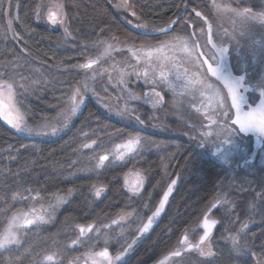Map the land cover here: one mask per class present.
Listing matches in <instances>:
<instances>
[{
	"label": "trees",
	"instance_id": "trees-1",
	"mask_svg": "<svg viewBox=\"0 0 264 264\" xmlns=\"http://www.w3.org/2000/svg\"><path fill=\"white\" fill-rule=\"evenodd\" d=\"M13 2L16 7L14 33L21 42L16 46L10 39L5 20L8 3L0 0V65L12 61L7 70H15L28 78L20 81L28 86L27 91L18 89L16 99L28 127L34 130L49 123L59 125L69 94L82 79L78 67L80 60L94 55L99 40L115 39L121 44L131 46L135 43L139 47L146 39L141 35L143 32L128 26L116 15L107 0H62L68 22L69 36L66 38L60 31L49 30L35 22L34 12L39 0ZM129 2L142 21L166 27L177 20L179 26L173 25L176 31L181 26L185 30V20L197 23L193 8L209 19L212 17L213 0ZM216 3L250 6L254 11L264 9V0H216ZM181 16L184 19L178 20ZM151 42L159 43L158 40ZM140 110L144 112V116L140 115L141 121L146 122L147 111ZM130 121L134 122L132 119L119 122L107 116L88 99L68 128L58 136H24L0 121V229L6 224L5 217L13 212L26 211L33 204L35 207H49L54 212V200L58 197L66 199V203L55 211L52 221L23 232L21 244L11 257L0 255V264H9L10 260L11 264H41L43 257L52 253H57L63 263L89 247L83 242L74 248L71 246L80 227L101 228L117 219L120 213L135 209L136 204L132 203L122 184L124 175L128 171L140 172L146 178L147 190L154 177L160 175L156 167L164 155L145 152L97 171L92 169L93 161L129 136L139 135L148 141L172 146L178 140L161 133L146 132L134 127ZM93 139L97 143L92 148L82 147L83 143H91ZM172 158L176 160L177 157ZM181 159L183 165L179 167L175 197L170 199L153 228L136 242L122 264H152L181 246L180 241L185 235L193 244L202 236L200 222L203 224L202 219L213 200L225 191V187L220 188V181L231 176L225 168L194 149L183 153ZM172 167L170 164L169 169ZM169 176L171 174H167ZM213 180L216 184L211 183ZM101 186L104 194L96 197L93 190ZM29 192L33 196L38 194L39 198L36 201L18 200L8 208L13 194L29 195ZM4 209L7 211H2ZM240 214V211L231 214L212 211L211 216L218 224L208 239V245L215 255L197 263L194 259L190 264H251L253 257L235 255L229 239L244 223ZM240 236L243 245L247 244L257 256L264 253V200L259 199L251 225ZM25 249L29 251L25 252ZM16 256L20 258L15 259Z\"/></svg>",
	"mask_w": 264,
	"mask_h": 264
},
{
	"label": "snow or ice",
	"instance_id": "snow-or-ice-1",
	"mask_svg": "<svg viewBox=\"0 0 264 264\" xmlns=\"http://www.w3.org/2000/svg\"><path fill=\"white\" fill-rule=\"evenodd\" d=\"M9 8L12 7V0H7ZM127 8V2L122 5ZM42 5H37L36 16L40 18V9ZM187 7V5H186ZM212 7L217 13L230 14L232 22V32L229 33L227 29L224 30V37L220 42H217L213 38V25L209 20L202 15L200 11L195 8L192 11L196 17L207 25V45L211 46L210 54L204 50H201V45L198 42L197 32L200 35L205 34L203 27L197 25V30L191 33L187 32V28L192 26L191 21H184L186 29L184 34H178L173 28V25H177V20H173L168 27L159 28L154 30V33H150L147 29V25H136L137 28L144 29L143 35L146 39L141 43L139 47L133 45L126 48V52L130 54L131 59L135 61V64H128L131 68L129 72L127 68L121 67L119 71V78L116 81L115 87H121L127 89V81L125 77L135 76L138 80L143 79L144 83L151 84L153 87L150 92H146L145 102L159 103L163 100L161 92L157 91L158 86H162L172 91L174 95H190L193 99L199 98V107H196L197 112H202L205 119L209 121L205 127L209 128V131L201 132V136L205 139L215 135L217 140L211 141L215 151L214 155H218L222 160L227 161L234 154H244L246 148L238 140L241 134L248 136L252 134L257 137V146H260V138H264V77H261L255 85L246 82V75H235L229 64V47L225 46V38L230 40L236 39V34L240 36H247L251 30L259 25L264 28V11L256 12L250 6L237 5L233 7L231 4H220L213 0ZM135 15L134 12L131 13ZM66 14L64 12V4L62 0H50L47 5V20L51 24H64ZM184 18L178 17V20ZM179 26V25H177ZM8 30L11 31V20L9 21ZM67 33V28H65ZM158 40V44H154L151 41ZM238 43V41H237ZM103 44L102 54L96 58H90L86 63L79 64L78 67L85 70L86 77H88V70L94 69V65L100 64L101 61L107 57H110L112 52H121L125 49L101 41ZM255 47L253 49V56L256 51L259 50L264 54V41H254ZM99 47V44L96 45ZM13 62L9 61L7 65H0L3 71H0V119H3L8 125L14 128L17 132H25L29 135H43L55 136L64 127H67L69 119L76 115L84 103V97L87 93L91 92L96 95L95 89L89 87L85 81L83 87L75 88L71 95L68 97V108L66 113L63 114V122L57 125L56 123H49L44 126L43 129L34 130L28 127V124L24 118V114L20 108L17 107V94L18 89L27 91V85L20 81H25L28 78L22 73L8 71L7 69L12 66ZM190 65V66H189ZM20 67V65H16ZM112 69L116 70V64H112ZM108 71V69H105ZM96 72L93 71L88 78L95 79ZM111 80V76H109ZM36 83V81H32ZM259 92V102L249 101L246 93L257 91ZM129 99H140L134 93L129 92ZM153 97L156 99L154 100ZM230 101V103H228ZM128 111L127 107L123 111H118V115H123ZM137 119H139L137 117ZM216 125L215 130L212 126ZM235 126V127H233ZM227 133V136H224ZM87 136V133L84 134ZM218 141V142H217ZM97 141L93 139L91 143H83V148H92ZM142 139L139 135L129 136V138L123 143L116 144L114 148L107 154L99 155L95 167L97 169L105 167V161L109 160V155L113 156L114 160H125L126 157L134 158L142 150ZM135 177L134 180L129 182L128 176L125 177V185L128 191L134 195H138L143 188L144 177L140 172L130 173ZM173 184L175 181L172 182ZM171 187L168 188V192H171ZM104 191V188H95V196L99 197ZM260 199L264 200V193H259ZM38 194L33 196L23 195L21 193H15L11 197L12 203L8 204V208L13 207L15 202L19 201H36ZM168 199V193L164 194L163 200H161L159 207L155 209L152 216L148 218V222L143 224L138 229L140 234L147 232L152 225L153 219L160 215V212L164 208V204ZM62 197L57 198V204L64 203ZM218 203L228 204V200H222ZM216 207V205H213ZM43 208V205H41ZM2 211H7L4 209ZM6 224L0 229V255L7 254L11 257L12 252L20 245V235L24 230L29 229L33 225H40L48 222V218L39 212L33 204L28 211L13 212L10 216H6ZM121 220L123 217L120 218ZM120 220H113L112 225H117ZM216 221H209L205 216L203 221L204 233L200 236L199 243L193 244L189 241L188 236L185 235L180 241L185 245L183 249H177L165 256L159 264H167L171 257H179L183 251L199 250L201 255L213 256L210 250L207 253L201 249V245L209 239L212 228L216 225ZM112 225L105 224V228H111ZM248 228V222L245 221L240 225L239 231L236 235L229 237L231 240L233 251L237 255L248 254L251 255L255 264H264V253L261 256L248 248L247 244L243 247L240 246L239 236L240 233H244ZM93 226L89 225L87 229L84 227L79 228L80 236L72 241V245H78L83 242L82 238L86 232H92ZM120 234H123V227L120 228ZM96 235L100 236L101 233L97 229ZM105 241L104 248L100 251H88L84 254L83 264H116L120 261L129 249L135 244V240L128 243L126 248L117 253L115 256L110 254L107 244L109 233H104ZM29 249H25L28 252ZM57 253L47 254L43 257L41 264H56ZM16 256L15 259H19ZM11 264V260L9 261ZM69 264H81L79 257L69 261Z\"/></svg>",
	"mask_w": 264,
	"mask_h": 264
},
{
	"label": "rangeland",
	"instance_id": "rangeland-1",
	"mask_svg": "<svg viewBox=\"0 0 264 264\" xmlns=\"http://www.w3.org/2000/svg\"><path fill=\"white\" fill-rule=\"evenodd\" d=\"M107 2L111 10L116 15L121 17L127 23L128 26L138 31L143 32L144 29L137 28L136 25H147V29L150 33H154V30H158L159 28H166L168 26L166 25V27H160L158 25H155V23L153 22L142 21L135 12V10L130 5L129 0H126L128 5L127 8L119 6L124 4L125 0H107ZM49 3L50 0H39L38 5H42V7L40 9L39 19L36 16L37 7L35 9L34 12L35 22L47 27L49 30H58L64 35L65 38L68 37L69 34H66L65 32V28H67V33H68L67 19H65L64 24H55V25L51 24L47 20V5ZM261 11H264V9ZM132 12H134L135 15H132L131 14ZM256 12H260V11H256ZM212 17L211 19L207 17L206 18L213 25L214 40L220 42L221 38L224 37L225 29H227L229 33L232 32V22L230 19V14L217 13L213 8ZM5 20L7 24V29H8L9 21L11 20V31L8 30V33L12 42L16 46H18L21 41L17 39L14 33V25L16 24V7L14 5V2L12 3L11 8H9L8 6L7 9L5 10ZM195 22L197 23L195 24L191 23L192 24V26L190 27L191 29H188L187 32L191 33L193 31H196L197 28L196 29L194 28L196 25L203 27L205 30V34L200 35L199 32H197L198 42L201 45V50L209 52L210 54L211 46L207 45V25H204V22L200 20L199 17H196ZM176 32L178 34H184L183 32H185V30L184 29L182 30V26H181L180 29H178ZM256 40L264 41V28H261L259 25L255 26L247 36H240L237 33L235 40H230L225 38V46L229 47L230 49L229 64L232 68L233 73L235 75H241V74H245L246 72L247 73L246 82L253 85H255L261 77H264V54H262L259 50H257L255 56H253V49L255 47L254 41ZM101 41L106 43H111L125 50L121 52H112L110 57L103 59L100 64L94 65V69L88 70V77L91 76L93 71L97 73L94 80L86 77L85 70L79 68L82 71L81 82L79 83L78 86L72 88L69 96L71 95L72 91L75 88L77 87L82 88L83 84L86 81L89 87L95 89L96 95H93L91 92L87 93L84 97V102L87 99L92 100L101 110V112H103L107 116L119 122H127L129 119H132L134 120V122L130 121V123L132 122L133 126L136 128L142 129L146 132L155 135L161 133L160 135L173 137L178 141L177 144H174V146L161 145L159 144L160 142L157 144L154 143V140L148 141L145 138L141 137L143 147L142 150L137 155H135V157L145 152L154 153L155 155H157L158 153L163 154L164 156L163 158H161L160 160L161 162L156 167L160 175L157 178L154 177L152 185H149L146 190L147 182L145 176L142 174L144 177V184L142 190L138 195H134L133 193L128 191V188L125 185L126 176H128L129 182L135 179L134 176L129 175L130 173H134V172L128 171L124 175L122 180L123 187L126 193L128 194L130 200L132 201V203L136 204V207L135 209L129 212L120 213L117 216V219H115V220H120L119 224L112 225L111 222L110 224H108V225H112L111 228H105L104 226L101 228L93 227L92 232H86L82 239H89L90 241L93 240L96 241V242H90L95 244V246H93V248H91L90 250L100 251L104 248L105 246L104 241L106 238L104 233L110 234L108 237L107 247L110 254H112L113 256H115L117 253H119L124 248H126L128 243H131L133 240H135V244H136V242L139 239L145 236L147 232L140 234L138 229L142 227L143 224H146L148 222V218L151 217L155 209L159 207V204L161 200H163L165 193H168V199L165 202V204L167 203V205L169 204L170 199L175 197V193H176L175 188L177 187L180 179V176L178 175L180 173L178 171H179V167L183 165V160L181 159V156L183 153H188L190 150L193 151V149L196 152L199 151L205 157L213 160L219 166L225 168L230 173L231 176L230 179L227 180L222 179L220 181L219 183L220 188L223 189L225 187V191L224 193H220L218 195L219 197L216 200H213V202L210 205L211 208L209 210H206L208 212L205 216L208 217L209 221H212L215 220V218L211 216V213L214 210H220L221 212H225L227 214H231L233 211H237V212L240 211L241 218L243 217L244 222L247 221L248 226H250L251 219L254 218L255 210L260 199L258 194L264 193V138H260V146L258 147L256 136L252 134H249L248 136H243V134H241L238 140L246 148V152L244 154H234L227 161L222 160L218 155L213 154L215 149L212 146L211 141L217 140V137L213 135L212 137L205 139L201 136V132L209 131V128L205 127L206 125H208L209 121L205 119L202 112L196 111V107L200 106L199 98L193 99L190 95H183V96L174 95L173 92L168 90L167 88L158 86L156 90L161 92V96L163 97V100L155 104L145 102L144 94L146 92H150L153 86L151 84L144 83L143 79L138 80L134 75L125 77L126 81L128 82L127 89L114 86L119 78L118 70L121 67H125L130 72L131 68L128 67V64L129 63L135 64V61L131 59L130 54L126 52V48L128 47V45L121 44L115 39L99 40L96 43V45L99 44V47L95 45L94 55L88 58L81 59L80 64L86 63L88 59L96 58L97 56L102 54L103 44H100ZM113 63L116 64V70H113L111 67ZM105 69H108V71H105ZM109 76H111V80L109 79ZM129 92L134 93L136 96L140 97V99H129V95H128ZM246 95H248L250 103L253 101H255L256 103L259 102L258 90L246 93ZM153 99L155 100L156 98L153 97ZM228 103H230V101H228ZM83 105L84 103L81 105L80 110L82 109ZM192 105H195L196 107H193ZM138 106H140L141 108ZM125 107H127L128 111L123 115H118L117 112L123 111ZM67 108H68V103L66 102L64 109L61 112L58 124L63 122V114L66 113ZM140 109L142 110L146 109L147 111L146 112L147 114L145 113L147 117L146 122L141 121L140 115L142 114L144 116L143 114L144 112L142 113ZM80 110L78 111V113L80 112ZM76 115L72 116L69 119L67 127H64L61 131H59L56 134L57 136L63 133L68 128V125L70 124L71 120ZM137 117L139 119H137ZM0 121L11 130L16 131L14 128L8 125L3 119H0ZM216 128H217L216 125L212 126L213 130H215ZM39 129L41 128H36V130ZM18 133L29 137L33 135L36 136V138L40 136L36 134L29 135L28 133L25 132H18ZM224 136H227V133H224ZM184 145L185 147L183 148ZM174 155H176L177 157L176 160H173L172 158ZM97 158L95 159V161H93L92 164V169L94 171L102 170L103 168H107L117 163H122L132 157H126L125 160L120 161V160H114L113 156L109 155V160L105 161V167L99 169L95 167L97 163ZM170 164H173L171 170L169 169ZM167 174H171V176L167 177ZM173 181H175L174 184L172 183ZM212 182L216 184L215 180L211 181V183ZM169 187H171L172 189L171 192H168ZM93 193H95V188L93 190ZM209 193L211 194V192ZM102 194H104V191L101 193V195ZM202 196L203 194L200 196V199L202 198ZM225 199L229 201L228 204L218 203L219 201ZM64 201L65 202L62 204H57V199L54 200L53 208L55 209V211L59 210L60 207H62L66 203V199H64ZM213 205H216V207H213ZM36 209L39 212H41V214L45 215L48 218L47 223L52 221L55 211L51 212L49 207H43V208L36 207ZM162 212L163 211L160 212L159 216L153 219L152 225L148 230H151L153 228L156 219L162 215ZM205 216L203 217L202 222L204 221ZM121 217H123L122 220L120 219ZM44 224H40V225H44ZM217 224L218 223H216V225L212 228L210 236L215 230ZM200 225L202 227L201 235H203L204 233L203 224H201L200 222ZM35 226H39V225H33L32 227ZM121 227H123V234H120ZM84 228L87 229L88 227L87 228L84 227ZM97 229L101 233L100 236L96 235ZM27 230L21 232L20 241L22 240V233ZM79 236L80 233L78 231L77 237ZM240 237L241 236H239L240 246L243 247L244 245L242 242V237L241 238ZM197 243H199V239ZM135 244H133L132 248L129 249L127 253L124 256H122L121 260L116 262V264H119L126 257L130 255ZM115 245H118L117 248ZM71 246L74 247L76 245H71ZM184 247L185 245L182 244L178 248L183 249ZM200 247L204 251V253H207L210 247L208 245V240H206L205 243ZM210 250L213 252L211 248ZM189 252L193 254H191L190 256L188 255L190 254ZM235 255L237 254L235 253ZM164 257L165 256H163V258ZM210 258H213V256H208L206 254L201 255L199 250L194 249L192 251H183L181 253V256L179 257H171L168 260L167 264H185V263L190 264L192 263V261H194V259L196 260L197 263V262H201L200 259H203L202 261H205L206 259H210ZM80 260L81 263H83L84 254L80 257ZM161 260L157 261L154 264H159ZM56 264H59L58 260H56ZM251 264H255L254 258H252Z\"/></svg>",
	"mask_w": 264,
	"mask_h": 264
},
{
	"label": "flooded vegetation",
	"instance_id": "flooded-vegetation-1",
	"mask_svg": "<svg viewBox=\"0 0 264 264\" xmlns=\"http://www.w3.org/2000/svg\"><path fill=\"white\" fill-rule=\"evenodd\" d=\"M166 206H167V203L165 204V206H164V208H163V210H162L163 212L165 211ZM163 212H162V213H163ZM158 219H159V218L156 219L155 223L158 221ZM148 232H149V230L147 231V233H148ZM82 240H83V243H84V244H88V245H89L88 249H87V247H86V249H85L82 253H80V254H78V255H76V256H73L72 258L66 260V261L63 262V263L60 262V258H57V260L59 261V264H67V263H69V261H71V260H73V259H75V258H77V257L80 258L83 254H85L86 251L90 250L91 248H93V246H95L94 243H90V242H96V241H94V240H93V241H90L89 239H82ZM84 240H85V241H84ZM76 246H77V245H76ZM115 246H116V248H117L118 245H115ZM74 247H75V246H74ZM74 247H72V248H74ZM167 255H168V254H167ZM167 255H165V256H167ZM126 258H127V257H126ZM126 258H125V259H126ZM162 258H163V257H162ZM162 258L158 259L157 261L161 260ZM125 259H124V260H125ZM124 260H123L122 262H120L119 264H122V263L124 262ZM157 261H155L154 263H156ZM154 263H152V264H154ZM81 264H83V263H81Z\"/></svg>",
	"mask_w": 264,
	"mask_h": 264
},
{
	"label": "water",
	"instance_id": "water-1",
	"mask_svg": "<svg viewBox=\"0 0 264 264\" xmlns=\"http://www.w3.org/2000/svg\"><path fill=\"white\" fill-rule=\"evenodd\" d=\"M168 27V26H167Z\"/></svg>",
	"mask_w": 264,
	"mask_h": 264
}]
</instances>
